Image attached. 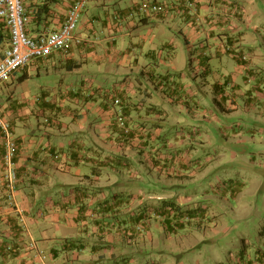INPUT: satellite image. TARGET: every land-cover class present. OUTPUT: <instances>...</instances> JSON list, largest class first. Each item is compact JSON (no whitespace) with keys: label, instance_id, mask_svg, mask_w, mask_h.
<instances>
[{"label":"crops","instance_id":"1","mask_svg":"<svg viewBox=\"0 0 264 264\" xmlns=\"http://www.w3.org/2000/svg\"><path fill=\"white\" fill-rule=\"evenodd\" d=\"M23 1L27 32L38 37L59 28L76 0ZM76 33L82 43L32 59L0 85L18 144L12 203L0 136V264H40L32 242L47 264H202L197 247L232 229L214 210L186 208L184 178L206 168L199 149L213 144L195 125L221 123L260 89L252 77L264 54V0H90ZM229 128L220 127L241 134ZM219 183L214 196L231 208L245 186ZM262 236L250 248L234 240L227 261L208 264H264Z\"/></svg>","mask_w":264,"mask_h":264},{"label":"rangeland","instance_id":"2","mask_svg":"<svg viewBox=\"0 0 264 264\" xmlns=\"http://www.w3.org/2000/svg\"><path fill=\"white\" fill-rule=\"evenodd\" d=\"M258 63L261 69L256 72L255 77H252V82L254 85H260V89L255 90L257 93L253 96L252 103L241 97L236 108L222 112L221 123L213 124L210 128H202L200 124L195 125L196 128L203 131L208 130L214 140L212 139L213 144L207 142L199 149L200 153H204L201 155V159L206 168L202 171L197 170L191 177L184 178L187 184L184 192L191 197V200L187 201L188 205L186 208L193 210L200 208L199 212L203 210L209 211L210 209L213 214H215V211L222 225L232 229L220 233L216 237L215 243L206 242L203 243V247H200V245L197 247L202 264H208L210 260L215 259L227 261L231 253L236 251L233 242L236 239H247L250 243V248L252 245H258L263 238L264 54ZM240 82L245 84L242 78H240ZM230 125H233L241 134L234 136L232 135L234 132H231L229 134L231 137L224 135L222 132L230 129ZM221 126H224L225 130L222 131L220 129ZM188 127H192V125H188ZM229 151H233L236 156L228 159L230 158ZM192 154L195 155L196 153ZM209 160L213 162L208 163ZM237 179L244 184L245 191L240 195L239 202L233 198L230 208L220 196L216 197L214 195H223L219 190L222 186V184L219 185L220 181L229 182L233 180V183L238 186ZM207 189L210 191L207 192ZM214 190L218 193L213 192ZM233 206L239 211L246 210V212L240 214L244 218H237L235 211L232 210ZM187 227L185 234L188 237L187 241H189L190 236H188V233L197 235L196 229L199 228V224L194 221L192 226ZM186 259H190L193 262L196 256L194 253L189 252L186 255Z\"/></svg>","mask_w":264,"mask_h":264},{"label":"built area","instance_id":"3","mask_svg":"<svg viewBox=\"0 0 264 264\" xmlns=\"http://www.w3.org/2000/svg\"><path fill=\"white\" fill-rule=\"evenodd\" d=\"M89 1H74L65 21L59 28L38 37H32L27 32L28 17L26 16L24 1L0 0V19L5 21L11 32L10 44L0 59V85L8 81L15 72L25 68L32 59L48 57L55 51H69L74 45L82 43V38L76 33V30ZM189 5L194 6V3L191 2ZM141 9L146 10L147 6H141ZM153 10L165 11V7L153 6ZM114 98L113 102L118 108V124L124 129L126 134H129L132 128L127 125L126 116L122 108L123 100L117 96ZM0 136L5 147L3 156L4 180L10 189L9 201L15 203L14 193L16 192L18 181L16 165L18 144L12 123L1 109ZM30 246L36 250V256L39 258L40 264H47L45 254L36 247L35 242H32Z\"/></svg>","mask_w":264,"mask_h":264},{"label":"trees","instance_id":"4","mask_svg":"<svg viewBox=\"0 0 264 264\" xmlns=\"http://www.w3.org/2000/svg\"><path fill=\"white\" fill-rule=\"evenodd\" d=\"M10 40H11V32L9 28L7 27L5 21L0 19V46L6 45V44L9 45ZM171 209L174 210L173 207ZM9 247H8L9 249L7 248L8 252L13 251V248L11 246Z\"/></svg>","mask_w":264,"mask_h":264}]
</instances>
